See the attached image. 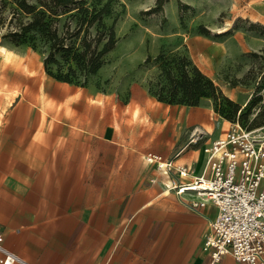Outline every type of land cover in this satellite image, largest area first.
Returning <instances> with one entry per match:
<instances>
[{
    "label": "crops",
    "instance_id": "1",
    "mask_svg": "<svg viewBox=\"0 0 264 264\" xmlns=\"http://www.w3.org/2000/svg\"><path fill=\"white\" fill-rule=\"evenodd\" d=\"M46 85L21 92L0 122V235L14 264H209L214 205L186 208L140 138L105 124L81 89ZM205 147L156 154L202 175Z\"/></svg>",
    "mask_w": 264,
    "mask_h": 264
},
{
    "label": "rangeland",
    "instance_id": "2",
    "mask_svg": "<svg viewBox=\"0 0 264 264\" xmlns=\"http://www.w3.org/2000/svg\"><path fill=\"white\" fill-rule=\"evenodd\" d=\"M158 1L114 0L106 22L115 23V49L84 86H69L84 92L86 104L104 108L105 124L116 121L124 133L140 138L137 146L167 157L183 148L197 128L203 136L185 152L210 145L234 123L249 126L264 110V0H163L161 10L151 13ZM160 54L189 58L243 114L250 111L248 117L228 120L211 98L198 107L158 102L150 89L163 80L161 70L144 62ZM43 82L46 89L47 82H56L45 71L44 55L28 46L15 47L0 34V122L21 92L37 93ZM52 95L64 97L55 91ZM91 112L85 114L91 117Z\"/></svg>",
    "mask_w": 264,
    "mask_h": 264
},
{
    "label": "trees",
    "instance_id": "3",
    "mask_svg": "<svg viewBox=\"0 0 264 264\" xmlns=\"http://www.w3.org/2000/svg\"><path fill=\"white\" fill-rule=\"evenodd\" d=\"M114 0H0V34L15 47L28 46L44 55L46 73L58 82L84 86L105 64L119 39L115 23L109 26L110 5ZM163 0L151 13L161 10ZM161 70L160 80L150 91L166 105L198 107L211 98L218 112L236 122L246 119L239 104L227 98L215 82L187 58L168 59L160 54L155 60ZM152 85V84H151ZM262 100L257 98L255 104ZM264 110L248 130L264 127Z\"/></svg>",
    "mask_w": 264,
    "mask_h": 264
},
{
    "label": "built area",
    "instance_id": "4",
    "mask_svg": "<svg viewBox=\"0 0 264 264\" xmlns=\"http://www.w3.org/2000/svg\"><path fill=\"white\" fill-rule=\"evenodd\" d=\"M203 131L197 128L191 140L174 159L196 145ZM206 166L202 175L193 167L173 164L163 156L149 153L147 161L155 164L170 182L184 206L200 213L208 202L216 208L210 221L211 234L203 245L210 254L209 264H223L232 256L239 264H264V127L248 130L234 123L222 136L205 147ZM196 201H186V194ZM0 264H14L17 257L2 246Z\"/></svg>",
    "mask_w": 264,
    "mask_h": 264
},
{
    "label": "bare ground",
    "instance_id": "5",
    "mask_svg": "<svg viewBox=\"0 0 264 264\" xmlns=\"http://www.w3.org/2000/svg\"><path fill=\"white\" fill-rule=\"evenodd\" d=\"M206 132L210 133L211 131H209V130L207 131V130H206Z\"/></svg>",
    "mask_w": 264,
    "mask_h": 264
}]
</instances>
